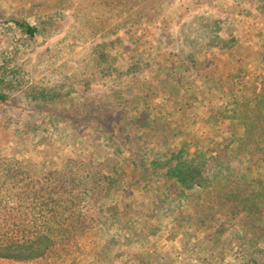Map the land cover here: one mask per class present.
<instances>
[{
    "label": "rangeland",
    "instance_id": "rangeland-1",
    "mask_svg": "<svg viewBox=\"0 0 264 264\" xmlns=\"http://www.w3.org/2000/svg\"><path fill=\"white\" fill-rule=\"evenodd\" d=\"M139 6L147 7L143 16L135 15ZM11 19L37 25L35 43L8 34ZM0 55L24 76L19 90L0 82L8 94L0 161L22 162L35 175H67L72 166L119 172L113 204L132 214L119 217L127 219L121 240H96L104 255L95 264H245L264 248L250 243L263 234L264 212L258 228L228 222L216 237L208 191L171 193L165 168L153 164L180 152L192 160L225 155L226 145V154L236 151L264 77V0H0ZM101 196L91 195L96 208ZM198 208L207 215L191 216ZM63 249L78 256L77 245Z\"/></svg>",
    "mask_w": 264,
    "mask_h": 264
},
{
    "label": "trees",
    "instance_id": "trees-1",
    "mask_svg": "<svg viewBox=\"0 0 264 264\" xmlns=\"http://www.w3.org/2000/svg\"><path fill=\"white\" fill-rule=\"evenodd\" d=\"M146 10L147 7L139 6L135 15L143 16L148 11ZM120 14L117 13L118 16ZM130 19L132 18L128 16L123 22L128 24ZM5 25L4 29L8 34L17 31L21 35L20 42L23 40L35 43L38 38L39 27L29 21L11 19ZM140 28L141 25L132 28L130 33L141 32L143 29ZM134 37L130 36L132 39ZM220 47H225V44ZM9 63L0 55V82H9L12 88L19 90L24 85V76L18 66ZM260 82L263 84H259L260 90L251 87L262 94L257 93L256 98L252 99L255 104L252 110H245L242 121L248 122L250 119L251 123H245L246 136L239 140L233 154H226V145L225 155L218 154L208 159L202 155L190 160L180 152L177 153L178 156L168 157L165 163L159 161L161 165L157 161L153 163L165 168L164 177L170 182L169 192L173 193L177 186L181 187V194L193 190L195 186L208 191V228L215 229L216 237L227 234L232 227L229 223L234 221H240V227L247 231L258 228L256 218H261L264 212V175L261 172L264 170V105L257 99L264 98V77ZM39 87L55 90L62 86ZM44 89L45 95L42 93V96L46 99L49 93ZM7 101L8 94L0 93V102ZM135 121L138 123L140 119ZM167 144L168 142H164V145ZM255 155L258 158H254ZM86 160H90L87 164L91 166L92 159ZM106 169L110 172L106 173ZM254 169L256 174L253 173ZM144 172L147 175L149 169L144 168ZM66 173L67 175L55 172L35 175L22 162L0 161V262L95 264L98 263L96 258L104 255L102 251L99 252L98 247L96 249L97 239L104 243L122 239L127 219L119 222V217L128 216L132 212L117 210L113 204L119 190L118 180L113 174L119 175L118 170L104 165L80 172L72 166L67 167ZM96 191L102 195L101 208H96V203L91 199L92 193ZM108 204L112 205L111 213L110 207L108 211L104 208ZM93 208L97 212H93ZM106 214L110 219L117 218L118 222L105 219ZM190 215L206 216L207 212L198 208ZM150 217L154 218L155 215ZM257 230H262L263 234L256 238L250 236V243L264 247V226ZM133 232L130 228L125 233L129 236ZM235 235L238 237L237 231ZM76 245L78 256L71 253L70 249H63L71 247L73 250ZM81 260L85 263H81ZM245 262L264 264V248L248 255Z\"/></svg>",
    "mask_w": 264,
    "mask_h": 264
}]
</instances>
